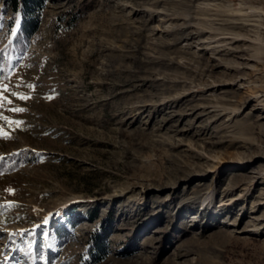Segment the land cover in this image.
Returning <instances> with one entry per match:
<instances>
[{
	"label": "rangeland",
	"instance_id": "rangeland-1",
	"mask_svg": "<svg viewBox=\"0 0 264 264\" xmlns=\"http://www.w3.org/2000/svg\"><path fill=\"white\" fill-rule=\"evenodd\" d=\"M157 1L0 0V264H264V0Z\"/></svg>",
	"mask_w": 264,
	"mask_h": 264
},
{
	"label": "bare ground",
	"instance_id": "bare-ground-1",
	"mask_svg": "<svg viewBox=\"0 0 264 264\" xmlns=\"http://www.w3.org/2000/svg\"><path fill=\"white\" fill-rule=\"evenodd\" d=\"M157 2H159V0ZM210 9H211V11L214 10L215 12L213 13L210 11L208 14L215 15V16H221L222 15L221 9H214V8H210ZM165 14L167 16L172 15V13L170 14L167 11H165ZM238 19L239 20H236V21H234V20L229 21L228 19L227 20L226 19H220V20L229 21L232 24H241L243 27H245L247 25L250 26L247 28V32L249 33V35L245 36L244 38H239V36H236V37H226L225 36V37H221V38L231 40L230 42L227 41L225 43L226 45L231 44L232 42H234L236 40H240V39L241 40H247V41L251 42L252 43L251 44V46H252L251 50H254V51L253 52L251 51L249 53V55L245 57V59L253 60L259 66H261L260 68L256 69V71H257L256 74H258L259 72H260V74H262V73L264 74V10H262L261 8L260 9H251L248 12H246L245 14H243L242 18H238ZM220 34H226V32L220 33ZM253 35H255V38L252 37ZM212 38H215V39H210V41L215 40L214 42H216V43H215L214 47L216 49H218V47L222 46V45H217L218 43L221 42L220 38L218 40L216 37H212ZM226 45H224V46H226ZM210 48L211 47H209V49ZM227 49H231V48L227 47ZM250 97H251L250 99L260 98V100H261V98H263L262 101H264V77H262L259 80L257 79V83L254 85V88H252V95ZM214 108L215 109H213V110L217 111L219 113L222 110L220 108H217L216 106H214ZM262 118H264V115ZM254 179H257L258 181L263 180L264 179V170L261 171L258 175H256ZM226 191L228 192L231 190L229 189V187H227ZM204 205H205V203L202 205V207H204ZM209 205H210V201L208 203V206ZM234 205H235V203L231 204L230 202L223 204V205L221 204V206H224L223 207L224 209L232 208ZM201 215H203V214L201 213ZM194 217H199V212L197 214H195ZM48 238L50 241L49 244H53V242L50 240V237H48Z\"/></svg>",
	"mask_w": 264,
	"mask_h": 264
},
{
	"label": "trees",
	"instance_id": "trees-1",
	"mask_svg": "<svg viewBox=\"0 0 264 264\" xmlns=\"http://www.w3.org/2000/svg\"><path fill=\"white\" fill-rule=\"evenodd\" d=\"M44 0H16L14 5V12L19 14L20 7L23 11V24L17 33L24 41L28 40L30 36L37 29L41 7ZM22 47V46H21ZM58 233L60 234L59 230ZM95 251L100 252L99 242L95 246Z\"/></svg>",
	"mask_w": 264,
	"mask_h": 264
},
{
	"label": "snow or ice",
	"instance_id": "snow-or-ice-1",
	"mask_svg": "<svg viewBox=\"0 0 264 264\" xmlns=\"http://www.w3.org/2000/svg\"><path fill=\"white\" fill-rule=\"evenodd\" d=\"M0 72H2V70H0ZM16 87H27L29 89L34 90L35 85L26 84L23 81H21L20 84L16 85ZM5 91L9 92L10 96H14L19 100H27V99L31 98L29 95H25V94H22L19 92L12 91L11 88L7 84H0V108H3L5 106V104H11L12 103V101L7 96L4 95ZM10 110L12 112H24V111H26V109L21 108V107H13ZM0 120L6 121L9 125H15L17 127L23 123L22 121L9 120V118L4 116L2 114V112H0ZM0 135H6V133H4L2 129H0ZM9 191H11V190H9Z\"/></svg>",
	"mask_w": 264,
	"mask_h": 264
}]
</instances>
